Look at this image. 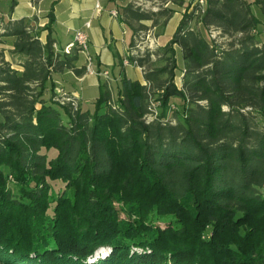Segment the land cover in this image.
Instances as JSON below:
<instances>
[{
  "label": "trees",
  "instance_id": "1",
  "mask_svg": "<svg viewBox=\"0 0 264 264\" xmlns=\"http://www.w3.org/2000/svg\"><path fill=\"white\" fill-rule=\"evenodd\" d=\"M121 1L132 49L144 22L166 27L169 4H184ZM254 4L264 17V0ZM48 19L35 29L0 17V264H264V20L252 4L206 0L187 9L165 46L130 58L146 84L123 74L113 101L102 83L93 112L57 101L53 76L87 70L77 67V46L56 50L54 6ZM10 38L21 69L2 48ZM173 99L184 102L174 121ZM49 181L66 189L55 194ZM101 248L110 255L91 262Z\"/></svg>",
  "mask_w": 264,
  "mask_h": 264
},
{
  "label": "crops",
  "instance_id": "2",
  "mask_svg": "<svg viewBox=\"0 0 264 264\" xmlns=\"http://www.w3.org/2000/svg\"><path fill=\"white\" fill-rule=\"evenodd\" d=\"M11 1L0 0V17H4L6 22L28 19L32 22V26L35 29L43 28L48 24V16L54 6L56 22L53 26L52 38L56 41L55 47L59 52H63L66 46L74 41L77 31L83 30L88 34L90 41L89 52L95 59L99 73L89 74L86 72L82 76H77L73 71H67L53 76V80L56 83L55 91H63L69 96L79 99L82 108H84V103L96 102L100 97L101 84L108 82L105 80L106 78L100 75V73L105 71L117 74L119 79L124 74L132 81L146 84L143 70L133 65L124 66L115 57V54H118L123 62L132 57L131 43L133 33L120 19L119 8L126 5L121 0H16L17 6L10 13ZM1 2H5L4 7H1ZM170 5L174 4L170 3ZM176 6L177 8H172L175 10V14L169 21L165 34L159 37L160 48L172 39L183 18L185 9L181 11L182 6ZM114 12H117V15H114ZM88 22L91 23L89 29L86 28V23ZM47 38L48 31H44L41 34V41L46 43ZM7 41L12 43L11 46L6 48L7 51H11L14 39L10 38ZM179 54L182 53L177 48V60ZM7 61L11 62L9 59ZM19 64H22V62ZM85 66L86 57L80 53L77 67L83 68ZM129 68L135 69L134 78ZM16 69H21V67L18 65ZM49 93L46 94V99L50 98Z\"/></svg>",
  "mask_w": 264,
  "mask_h": 264
},
{
  "label": "rangeland",
  "instance_id": "3",
  "mask_svg": "<svg viewBox=\"0 0 264 264\" xmlns=\"http://www.w3.org/2000/svg\"><path fill=\"white\" fill-rule=\"evenodd\" d=\"M246 1L248 3H250V4H252L253 12L259 18L264 20V17L262 16L261 9L254 4V0H246ZM183 2H184V4L182 5L181 11H183L185 9L183 11L184 14L186 13L187 9H189V8L192 11V9L194 8V6L196 4H199V3L201 5H205L206 4V0H183ZM159 4H160V2L157 3V6ZM4 5H5V2H1V7H4ZM157 6L155 7L153 5V3H149V4L146 5V8H148V9H153L154 8L155 10H158ZM169 8H177V6L176 5H170ZM184 14H183V16H184ZM163 22H164V19H161L160 24H158V26H153L151 22H146L145 26H147V29L139 30L137 38H139V39L145 38V40L147 41L146 45H149V47H150V49H147V48L144 49L145 51L146 50L147 51L148 50H150V51L152 50V51H155V52L159 51V48H160L159 37L165 34L166 27H167V26L163 27V25H162ZM136 27L140 28V26L138 24H136ZM209 34H210V36H212L213 39H217L219 42H223L225 40V38H223V37L221 38L219 33L214 31V30L210 31ZM259 39H260V41L263 42V36H260ZM11 45H12V43L11 42L9 43V41H7V45L2 47V48H4V50H5L6 59H9L11 61V63L14 66V68H18L19 63L20 62H24V59L22 57H20V56H14L13 54H11L10 51H7L6 48H8ZM93 59H94V57H93ZM152 60H154V61L157 60V57H153ZM93 65H94V70L99 73V71L97 70V67H96L97 65H96L95 59H94V64ZM158 66H163V63H160ZM134 67H138V66H134ZM138 68H140V67H138ZM140 69L143 70L142 68H140ZM183 69H184L183 57H182V54H179V57H178V70L176 71V76L177 77L175 79V82L180 87L182 85V70ZM129 71L132 73L131 75L134 78L135 76H134L133 73L135 72V69L129 68ZM105 72H107V71H105ZM105 72L101 73L102 74L101 76L103 78H106L105 80H107L108 84L111 86L112 95H113V101H117L119 87H120V83H121V79L122 78L119 79V78H117V74H115V73L112 74L110 72H108V75L106 76V75H104ZM136 72H138V71H136ZM59 92H60L59 90L56 91L57 94H59ZM62 93H64V92L62 91ZM77 100H78V103H79V99H77ZM95 103H96L95 101L90 102V103H84V108L85 109L89 108L90 111L93 112L95 110ZM183 104H184V102L181 99H173L172 105H171L170 110H169V118L171 120L174 121V119L176 118L177 114H178V116L180 118L183 117ZM79 105H80V103H79ZM156 106H159V104H156ZM65 123L68 124V119L67 118H65ZM263 124H264V121H263ZM43 154H46L48 156L49 160H52V159H54V158H56L58 156V152L56 150H51V151L43 150ZM49 184L52 186L53 192L55 194H58V195H60L66 189V184L61 182V181H57V182L49 181ZM9 187L15 194H17L18 189H17L16 185L14 184V180H13L12 177L9 178ZM261 192L264 194V190H262ZM117 208H119L118 205H117ZM50 214L51 215L53 214L52 210H50ZM120 215H121L122 219H126V217H127L126 214L124 212H122V211H121ZM157 225L162 227V228L166 227L165 224L163 222H161V221H159L157 223ZM211 235H212L211 234V230L208 229L207 237H209ZM110 252H111L110 248H101V249H99L96 252L95 257L93 259H91V262H94V261H96L98 259H105L106 257H108L110 255ZM133 252L134 253L143 254L144 250L138 249V248H134Z\"/></svg>",
  "mask_w": 264,
  "mask_h": 264
},
{
  "label": "built area",
  "instance_id": "4",
  "mask_svg": "<svg viewBox=\"0 0 264 264\" xmlns=\"http://www.w3.org/2000/svg\"><path fill=\"white\" fill-rule=\"evenodd\" d=\"M114 15H117V12H114ZM91 27V23L88 22L86 23V28H90ZM146 40L145 38H141V41H138L136 46L132 49L131 52V56H136L138 55L140 52L144 53L145 50L144 49H150L149 45H146ZM89 36L88 34L83 31V30H79L76 32L75 34V38L74 41L72 43H70L68 46H66L65 48V52L66 53H70L72 48L77 46L78 48H80L81 53L85 55L86 57V70L87 73L89 74H98V72H96L94 70V59L90 54V46H89ZM143 45V46H142ZM152 51V50H151ZM124 66H138L137 62H132L130 59H126L124 60ZM100 75H102L100 73ZM104 75H108V72H105ZM57 101H59L61 104H66V103H70L75 109H77L79 107V103L78 100L73 97V96H69L66 93H62V91L59 92L58 94V98Z\"/></svg>",
  "mask_w": 264,
  "mask_h": 264
},
{
  "label": "bare ground",
  "instance_id": "5",
  "mask_svg": "<svg viewBox=\"0 0 264 264\" xmlns=\"http://www.w3.org/2000/svg\"><path fill=\"white\" fill-rule=\"evenodd\" d=\"M107 250V249H106Z\"/></svg>",
  "mask_w": 264,
  "mask_h": 264
}]
</instances>
